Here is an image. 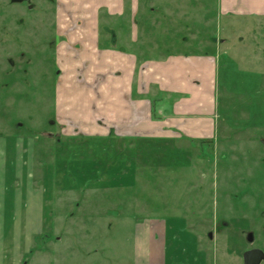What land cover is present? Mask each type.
Wrapping results in <instances>:
<instances>
[{"label": "rangeland", "instance_id": "1", "mask_svg": "<svg viewBox=\"0 0 264 264\" xmlns=\"http://www.w3.org/2000/svg\"><path fill=\"white\" fill-rule=\"evenodd\" d=\"M165 2L140 0L134 20L129 13L109 16L102 10L95 41L90 22L97 21L96 8L106 6V0H0V146L23 149L24 170L31 171L32 182L25 192H45L43 224L32 220L31 225L10 220L12 189L20 181L7 185L8 229L0 235L3 264H20L30 246L34 251L27 264H147L136 258L138 238L152 223L174 229L168 236L173 254L180 243L190 247L187 257L173 264H243L240 219L234 217L238 229L217 241L208 231L229 213L251 215L256 206L264 209V17L221 15L218 0L196 5H191L195 0H173L168 12ZM185 3L188 9L174 5ZM162 23L168 25L166 33ZM132 26L138 42H132ZM79 32L88 34L86 41L75 37ZM217 39L223 40L217 49L220 136L202 150H192L187 161L173 147L175 168L183 162L188 167L173 170L162 195H154L152 184L142 179L124 181L133 185L124 190L109 187V175L113 182L123 173V147L117 143L108 156L109 140L62 136L56 119L62 89L74 82L89 89L94 70L107 65L106 50L153 60L177 51L212 52ZM95 51H100L99 59ZM105 79L98 76L95 87ZM138 146V163L150 165L151 142ZM15 223L27 225L30 232L10 234ZM156 237L160 246L163 235ZM13 245L20 247L15 255Z\"/></svg>", "mask_w": 264, "mask_h": 264}, {"label": "crops", "instance_id": "2", "mask_svg": "<svg viewBox=\"0 0 264 264\" xmlns=\"http://www.w3.org/2000/svg\"><path fill=\"white\" fill-rule=\"evenodd\" d=\"M172 1L166 0L164 3L167 5L163 7L166 12L170 11ZM195 1L196 3L191 5L200 2ZM139 2L140 0H106V6H102L100 10L96 8L97 21L92 19L90 22L94 28L91 37L95 41L99 39V18L102 10H108L109 16L122 17L129 13V18L134 20L139 11ZM174 5L179 10L188 9L186 3ZM218 12L238 19L264 17V0H218ZM167 16L172 18L174 15ZM162 27L166 33L168 25L162 23L160 28ZM69 29L74 30V27L70 26ZM132 29V42H138L136 26H132ZM75 37L86 41L88 34L79 32ZM189 40L186 38V42ZM221 44L223 40H215V48H211L212 52L208 51L209 53L177 51L153 60L138 53L129 55L112 50L102 52L107 65L94 70L96 78L89 85L90 88L81 87L79 82H74L62 89L58 97L59 116L56 119L57 125L62 128L61 135L67 138L82 136L94 140H109L106 142L109 145L108 151L106 150L109 152L108 156L116 152L118 143L120 149L123 147L125 156L120 166L123 173L116 179L118 182H112L109 175V187L114 185L124 190L130 186L124 181L142 179L146 185L152 184L154 195H162L161 190L166 187L165 184H171L173 170L180 169L183 172V169L188 167L186 162H183L175 168L173 147L175 152L181 155L180 158L187 161L192 150L200 151L220 136L218 90L221 81H218V77L221 67L217 49ZM99 52L95 51L94 54L97 59ZM147 59L152 61H144ZM101 74H104L106 79L95 87L97 77ZM143 142H151L152 145L150 165L145 162L138 163L141 160L136 149L139 148L138 144ZM22 150L21 147L8 149L7 146H0V235H5L8 229L5 210L8 202L6 188L11 183L16 185V180L20 181V185L12 189L14 198L10 220L19 218L31 225L32 220H35L38 226L43 224L45 219L44 190L38 189L37 193L24 190L25 187H32V182L30 170L28 173L24 170L26 163ZM11 160L15 163L10 168ZM149 171L151 174H148ZM150 225L143 227L139 232L137 260L147 264H173L175 259L181 261L187 257L190 247L181 243L176 253H172L174 244L170 243L168 236L174 229L169 227L168 223L160 226L161 228L153 223ZM11 226L10 234L21 233L26 236L30 232L27 225L23 228L16 223ZM35 232L42 233V230ZM157 235H163L164 238L160 246ZM26 241L27 238L24 237V242ZM13 246L15 255L20 247ZM33 249V246H30L28 252H24L20 264L28 263L26 259L30 257ZM3 250L5 249H0L1 256L4 255L1 254ZM0 264H3L1 259Z\"/></svg>", "mask_w": 264, "mask_h": 264}, {"label": "flooded vegetation", "instance_id": "3", "mask_svg": "<svg viewBox=\"0 0 264 264\" xmlns=\"http://www.w3.org/2000/svg\"><path fill=\"white\" fill-rule=\"evenodd\" d=\"M258 207L260 206L255 207L256 210L251 215H248L246 212H241L236 215H234V213H229V215H227L229 218L224 217L220 220L217 219L216 224L208 231V236H210L212 241H217L220 239V236H224L227 231L238 229V221L235 220L234 217L240 219L242 228L239 230V234L241 238L244 239V245L240 250L243 264H246V255L248 254H250L249 260L251 263L264 264V225L260 226L261 222L264 220V209L261 210Z\"/></svg>", "mask_w": 264, "mask_h": 264}, {"label": "water", "instance_id": "4", "mask_svg": "<svg viewBox=\"0 0 264 264\" xmlns=\"http://www.w3.org/2000/svg\"><path fill=\"white\" fill-rule=\"evenodd\" d=\"M246 256H247V257H246V258H247V259H246V264H256V263H251V262H250V260H249V259H250V254H248V255H246Z\"/></svg>", "mask_w": 264, "mask_h": 264}, {"label": "trees", "instance_id": "5", "mask_svg": "<svg viewBox=\"0 0 264 264\" xmlns=\"http://www.w3.org/2000/svg\"><path fill=\"white\" fill-rule=\"evenodd\" d=\"M37 239L40 240V238H37ZM38 240H37V241H38ZM33 251H34V249L31 251V254H32Z\"/></svg>", "mask_w": 264, "mask_h": 264}]
</instances>
